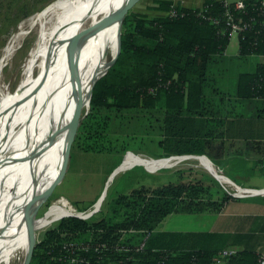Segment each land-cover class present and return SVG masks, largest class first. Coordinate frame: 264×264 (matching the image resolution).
<instances>
[{
  "label": "trees",
  "instance_id": "1",
  "mask_svg": "<svg viewBox=\"0 0 264 264\" xmlns=\"http://www.w3.org/2000/svg\"><path fill=\"white\" fill-rule=\"evenodd\" d=\"M243 2L242 9L218 0L186 8L171 0H153L147 8L156 14L128 13L122 23L120 52L93 87L92 110L81 131L93 117L95 122L101 120L98 124L104 132L112 117L136 111L159 122L157 145L162 156L207 155L219 162L225 142L231 139L229 130L237 126L230 120L233 114L238 120L264 119V63L238 75L233 97L219 92L213 78L230 38L226 12L246 25L238 34L239 57L264 55V7L261 0ZM231 103L236 109H230ZM103 132L90 136L97 141ZM256 138L244 137V145L256 146ZM231 199L205 176L141 185L113 196L100 217L59 219L39 237L30 264L36 259L37 264H67L72 256L80 259L75 264H208L227 244L228 234L157 229L171 214L218 213ZM66 243L80 247L70 252ZM100 243L109 248L95 251L94 245ZM82 245L91 247L84 250ZM258 255L240 249L228 264H253Z\"/></svg>",
  "mask_w": 264,
  "mask_h": 264
},
{
  "label": "bare ground",
  "instance_id": "2",
  "mask_svg": "<svg viewBox=\"0 0 264 264\" xmlns=\"http://www.w3.org/2000/svg\"><path fill=\"white\" fill-rule=\"evenodd\" d=\"M123 1L53 0L19 23L1 53L0 70L25 29L38 27L17 87L8 95H0V137L16 135L25 122L32 119L25 140L13 143L3 152L0 144V264L24 263L30 244L27 228L37 197L42 191L53 190L64 168L65 130L60 132V129L72 121L74 111L88 110L91 85L116 55L122 25L116 21L88 36L71 53L66 51V47L71 41L89 35L104 24ZM50 77L55 78L51 86L48 83ZM47 99V104L38 110L41 100L46 103ZM185 160H196L218 176L216 168L205 156L159 160L132 155L124 159L118 172L138 164L154 169ZM226 183L233 185L230 181ZM239 191L243 190L239 188ZM101 200L90 210L79 213L64 199L58 198L42 216L36 215L33 221L34 241L37 231L64 215L89 216L92 209H98ZM15 255L16 259L10 263Z\"/></svg>",
  "mask_w": 264,
  "mask_h": 264
},
{
  "label": "rangeland",
  "instance_id": "3",
  "mask_svg": "<svg viewBox=\"0 0 264 264\" xmlns=\"http://www.w3.org/2000/svg\"><path fill=\"white\" fill-rule=\"evenodd\" d=\"M51 1L53 0H0V56L12 34L17 31L18 26ZM152 3V0H135L128 8L124 18L130 12L146 14L147 16L153 15V11L147 8ZM37 29V26L25 29L20 42L15 46L10 57L1 68L0 95H8L17 87L22 76L23 64L28 51L36 39ZM236 42V37L233 35L227 47L228 55L231 54L232 49H236ZM234 61L231 66L236 69L238 63ZM251 63L253 64L252 60L251 62L241 63L239 69L248 68ZM52 77L48 81V83L50 82V86L55 80ZM45 92L46 89L44 90L42 99ZM48 99L46 103H42L41 100L38 110L47 104ZM236 107L237 105L234 104L231 105L230 109H236ZM91 110L90 104L88 110L85 111L87 113L80 112V123L70 146L67 162L65 155L64 167L67 164L66 171L63 168L62 174L59 177L61 180L54 186L47 199L40 206L36 214L37 217L42 216L58 198L64 199L77 211L86 212L93 207L103 192H105L96 212L84 218L88 219L91 216L100 217L107 211L108 202L118 193H127L141 185L159 186L167 184L170 181H186L205 176V179L210 181L214 187L220 188L232 197L228 201H231L229 206L218 212L222 213L221 216L225 213L224 215L229 214L232 218H235L232 245L237 249H242L243 246H251L255 248L257 253H264V195L243 192L244 190H259L264 188V137H257L256 140L259 141L255 144L257 147L254 145L249 147L247 145L249 148L244 146L243 137L244 132L248 131L249 128V130L252 129V132L260 130L264 133V119L261 122L254 123L245 119L236 120V129H239L240 134L243 132L242 136H239L241 138L231 137L230 140L225 142L224 151H222L224 156L219 159V162H213L209 159L216 168L218 176L196 160H185L173 166H162L154 169L138 164L119 171L110 177L112 171L119 167L127 156L143 155L163 160L171 157L200 155L162 156L160 154L161 149L157 145L158 140L161 138L159 122L154 116L142 118L140 117V113L136 111H125L122 117H112L107 121L108 126L104 132L101 130V125L98 124L101 120L98 118L99 121L95 122L96 117H93L87 124L85 123L86 126L83 127L82 132L81 125L88 117V114L91 113ZM31 121L32 119L29 122L26 121L16 135H2L0 137V144L3 146L2 152L10 148L13 143L25 140L32 126ZM71 124L72 121H70ZM95 128L97 129L95 130ZM91 132H103V134H99L100 136L97 137L100 146L96 147L97 141L90 136ZM239 132H235V134L238 135ZM233 133L234 131L231 132V134ZM98 149H101V151H98ZM107 149H111L113 152L108 153L106 152ZM227 181L232 182L233 185H228ZM239 188L243 191H239ZM218 213L172 214V220H166L163 225L164 228H172L173 223L176 225L175 228H188L187 230L194 231L207 229L212 222L210 219H214L215 217L211 215ZM241 213H248V215H242ZM197 215H201L202 218H198ZM57 221L37 231L35 241H38L45 229L51 227ZM14 259H16V255L9 262H13ZM33 263L37 264V259Z\"/></svg>",
  "mask_w": 264,
  "mask_h": 264
},
{
  "label": "crops",
  "instance_id": "4",
  "mask_svg": "<svg viewBox=\"0 0 264 264\" xmlns=\"http://www.w3.org/2000/svg\"><path fill=\"white\" fill-rule=\"evenodd\" d=\"M171 1H173V3L175 5L186 7V8H200V7H202V5L205 2V0H171ZM218 1H226L228 3H234L235 1H240V0H218ZM153 14H156V12L153 11ZM233 35L236 37V41H237L236 42V49L235 50L232 49V51H233V52L231 51L232 55L231 54L228 55V53H227L228 52V48H226L225 53H224V58L225 59L223 61L219 62L214 67V73H213V78L215 79L214 80L215 81V87L218 88L219 92H226V94L231 95V97H233V94L235 93V86H236V80H237L238 75L240 73H242V72H252V71H254V69L259 64L264 63V55H250V56H247V57H244V58L239 57V55H238V35L236 33H232L230 35L229 40L231 39V37ZM228 45H229V43H228ZM251 60H252L253 64L251 63L250 66H248V68H244V69H241V70L239 69L241 63L251 62ZM233 61L238 63V65L236 66V69L231 66ZM229 75H230V77H229ZM231 104L234 105V103H231ZM246 119L247 118L245 117V120ZM230 120L236 121V120H238V118L233 115L230 118ZM247 121H251L253 123L257 122V120L253 119V118H249ZM249 129H248V131L244 132L243 137H262V136L264 137V133L261 132L260 130H258V132H252V129L251 130H249ZM233 131H234V133L231 134V132H233ZM235 132H239V129H236V126H235V128H232V129L229 130L230 137H232V138H235V137L241 138L239 136H242L243 132H242V134H240V132H239L238 135H236ZM246 148H249V147L246 146ZM230 203H231V201L227 202V204H226V206L224 208L228 207ZM233 204H235V202H233ZM221 214L222 213L211 215V216H215L214 219H210L212 221L211 225H209V227L207 229H199V230H196V231L187 230L188 228H175L176 225L173 224V223H172V226H171L172 228H164L163 224H165L166 220H170L171 219V216H172V214H171V215L167 216L162 221V223L159 225L157 230L161 231V232H175V233H188V232H220V233H225V234H228L229 237H228V240L226 242L227 244L224 246V248L230 247V246H233L232 245L233 244L232 240H234V239L232 237V234L234 233L233 230H235V227H234V219L235 218H232V216L229 215V214L224 215L225 213H223V216H221ZM241 214L242 215H246V214L248 215V213H241ZM201 215H197L198 218H202ZM233 217H234V215H233ZM240 245H243V244H240ZM233 247H235V246H233ZM242 249L255 250V248L251 247V246L250 247L249 246H243ZM238 250H240V249H238Z\"/></svg>",
  "mask_w": 264,
  "mask_h": 264
},
{
  "label": "water",
  "instance_id": "5",
  "mask_svg": "<svg viewBox=\"0 0 264 264\" xmlns=\"http://www.w3.org/2000/svg\"><path fill=\"white\" fill-rule=\"evenodd\" d=\"M135 0H124L122 3H120L116 8L115 10L113 11V13L111 14V16L109 17V19L104 23L102 24L101 26H99L98 28L94 29L89 35H86V36H82V37H79L73 41H71L67 47H66V51L69 53H71L72 51H74L75 49H77L87 38L88 36L90 35H93V34H97L98 32L108 28L109 26H111L113 23H115L116 21H119L120 24H122V21H123V18L128 10V8L132 5V3L134 2ZM120 36H121V33H119V36H118V47H117V52H116V55L114 56V58L109 62L107 68L101 73L99 74L93 81L92 85H91V90H90V95H89V105H90V99H91V96H92V90H93V87L95 85V83L103 76L106 74V72L108 71V69L115 63L117 57H118V54L120 52ZM87 113V112H85ZM69 123V122H68ZM66 123L64 126L61 127L60 129V132L64 131L65 130V144H64V149H63V155L65 154L66 157H67V160L66 162L68 161V157H69V149H70V146L74 140V137L76 135V132H77V128L79 126V123H80V113H78L77 111H74L73 114H72V124L70 125V123L68 124ZM200 156H205L207 157L206 155H200ZM208 158V157H207ZM209 159V158H208ZM66 166L67 164L65 165L64 167V171H66ZM118 172V167L112 171L110 177H112L113 175H115V173ZM61 179H59L55 185L60 181ZM54 185V186H55ZM53 186V187H54ZM52 187V188H53ZM52 191V189H51ZM50 190L47 192V191H42L38 197H37V202H36V206L34 207L33 211H32V214H31V217H30V223L28 225V228H27V233L30 235V244H29V249H28V253H27V256L25 258V261L23 264H30V261H31V258H32V254H33V250H34V247L37 243V241H34V238H33V233H34V226H33V221L35 220V217H36V214L40 208V206L44 203V201L47 199V197L49 196V193L51 192ZM104 193L102 194V196L97 200V202L103 198L104 196ZM96 202V203H97ZM96 203L93 205L95 206ZM97 209H92V211L88 214H92L94 212H96ZM79 213H83V212H79ZM68 216H76V217H80V218H84V216H81V215H78V214H67V215H64L62 216L61 218L63 217H68ZM60 218V219H61Z\"/></svg>",
  "mask_w": 264,
  "mask_h": 264
},
{
  "label": "built area",
  "instance_id": "6",
  "mask_svg": "<svg viewBox=\"0 0 264 264\" xmlns=\"http://www.w3.org/2000/svg\"><path fill=\"white\" fill-rule=\"evenodd\" d=\"M225 3V5H228L229 3L226 1H223ZM261 4L264 7V0H261ZM234 7L236 9H242L244 7V2L242 0L240 1H235L233 3ZM227 15V22L228 25L230 27V35L232 33H236L237 35L239 34L240 31H242L243 29H245L246 25L245 23H242L241 20L235 21L233 20V18L229 15V12H226ZM244 193H252V194H260V195H264V188L263 189H259V190H244ZM144 242L141 243L139 245V247H143ZM80 247V244H76V243H66L64 248L67 251L73 252L74 250L78 249ZM82 249L84 250H88L90 249V245H82L81 246ZM109 246L105 243H100V244H96L94 245V250L95 251H103L108 249ZM238 252V249L230 246V247H226L223 248L221 250H219L215 256L212 258V260L208 263V264H228V261L230 259L231 256L235 255ZM64 257H58V260H64ZM69 261H67V264H75V262L79 261L80 259L77 258L76 256H72L70 259H68ZM98 264H103V263H98ZM253 264H264V253H260L258 255V259L255 263Z\"/></svg>",
  "mask_w": 264,
  "mask_h": 264
}]
</instances>
